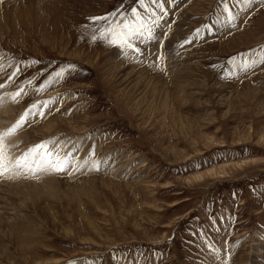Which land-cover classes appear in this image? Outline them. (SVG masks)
<instances>
[{
    "label": "rangeland",
    "instance_id": "rangeland-1",
    "mask_svg": "<svg viewBox=\"0 0 264 264\" xmlns=\"http://www.w3.org/2000/svg\"><path fill=\"white\" fill-rule=\"evenodd\" d=\"M227 3L232 23L224 0L152 5L137 55L88 18L147 20L138 0L0 2V133L28 113L7 156L71 153L62 172L0 177V264H264V0Z\"/></svg>",
    "mask_w": 264,
    "mask_h": 264
},
{
    "label": "snow or ice",
    "instance_id": "snow-or-ice-1",
    "mask_svg": "<svg viewBox=\"0 0 264 264\" xmlns=\"http://www.w3.org/2000/svg\"><path fill=\"white\" fill-rule=\"evenodd\" d=\"M0 2H3V0H0ZM138 3L140 8H143L145 12L148 13L147 20L137 8L131 10L130 16L125 13L113 12L105 16L89 17L88 19L93 25H99L96 29L98 36L94 33L92 39H100L106 41L110 45H117L122 49L131 50L137 55L141 54V49L136 46L135 41L143 43L155 39L154 28L158 26V21L162 18L157 15L152 5H155V8L159 9L160 13L163 15H167V10L165 9L166 0H138ZM243 3L246 6H250L253 3V0H243ZM223 10L228 14L227 23H232L236 17L228 8L227 0H224ZM198 33L199 30H197V34ZM190 42L191 41L188 40L185 41V43ZM125 55H127V52H125ZM244 55L246 56V54ZM163 59V54L157 57V60L161 63L157 64L156 67L161 70H163L161 68ZM260 62L264 63V57H262ZM255 63L256 62L253 61L252 64H249L245 61L241 67L247 69L252 67ZM63 71L64 70L62 69L60 72L56 73V76L62 77ZM15 74L16 73H13L12 75L14 76ZM0 87H3V85H0ZM19 95L20 92H17L16 96ZM15 98L16 97L14 96L13 99ZM27 115L28 113H25L15 125L9 128L6 132L0 133V177L7 176L8 178H13L12 175H9L10 173L21 171L27 173H34L36 171L62 172L68 166V156H70L71 153H68L67 156H61L59 150L50 149L49 144L54 143L53 141L34 145L14 160L7 156L4 140L7 136L13 135L20 127H22Z\"/></svg>",
    "mask_w": 264,
    "mask_h": 264
},
{
    "label": "bare ground",
    "instance_id": "bare-ground-1",
    "mask_svg": "<svg viewBox=\"0 0 264 264\" xmlns=\"http://www.w3.org/2000/svg\"><path fill=\"white\" fill-rule=\"evenodd\" d=\"M5 15V14H4ZM17 105V104H16ZM13 109V108H12ZM12 109L11 108H8V110H4V112H6V113H11V112H8V111H12ZM18 109V108H17ZM13 112V111H12ZM3 114V113H2ZM11 114H13L14 115V112L13 113H11ZM18 114V113H17ZM6 115V118L5 117H3V116H5ZM16 115V114H15ZM2 118H5L7 121H8V117H7V114H3V115H1L0 114V122L1 123H3L4 121H6V120H3ZM9 120H10V117H9ZM3 121V122H2ZM56 121V120H55ZM55 121H54V119H53V117H50V118H48V120L47 121H44L43 120V122H45V123H43V125H42V129L44 130V131H50V130H52V128H54V126L56 125V123H55ZM58 122V121H57ZM38 123V122H37ZM41 124V123H40ZM38 125V124H37ZM1 126H4V123H3V125H1ZM40 126V125H39ZM26 130H28V129H26ZM25 133H24V135H26V133L28 132H26V131H24ZM30 132V131H29ZM21 133V132H20ZM31 133V132H30ZM23 135V134H22ZM23 135V136H24ZM55 146V145H54ZM53 146V147H54ZM62 146V145H61ZM208 172H210V174L212 175V173H211V171H208ZM58 177V176H57ZM61 177V176H60ZM4 178H8L7 176H5ZM62 178H63V176H62ZM58 179V178H57ZM57 179H52V181L54 182V180H57ZM60 180H61V178H60ZM59 180V181H60ZM66 180V179H65ZM66 181H68V180H66ZM4 182L6 183V185L9 187V188H20V180H16V182H10V180H4ZM40 180L39 181H37V180H34V182L32 183V186H36V192H32V190H28V192H30V194H32V196H34V198H38V196H43L42 194H40V192H41V190H38V188H40ZM65 182V181H64ZM46 186H47V188H48V191L49 192H47V195L48 196H50V194H53V193H55L56 194V191L54 192V184L52 183V184H46ZM24 188H26V186L24 187ZM47 190V189H46ZM46 190H44L45 192H46ZM56 190V189H55ZM49 193V194H48ZM12 194V193H11ZM44 194V193H43ZM54 194V195H55ZM54 195H52V197H54ZM34 198H32V200H30V198H28V200H23L24 202H32V204H34ZM50 210H51V208H50Z\"/></svg>",
    "mask_w": 264,
    "mask_h": 264
}]
</instances>
